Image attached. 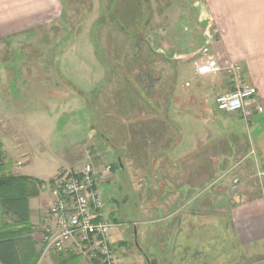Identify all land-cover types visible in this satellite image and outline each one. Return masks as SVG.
Masks as SVG:
<instances>
[{
  "label": "crops",
  "instance_id": "0c3cea01",
  "mask_svg": "<svg viewBox=\"0 0 264 264\" xmlns=\"http://www.w3.org/2000/svg\"><path fill=\"white\" fill-rule=\"evenodd\" d=\"M114 1L110 0L109 7ZM193 1L201 22H208V31L198 35L204 41L201 48L192 42V50L165 57L169 73L144 76L141 88L135 91L138 103L122 107V112L137 114L138 126L120 143L125 161L121 180L128 185L121 183L119 189L122 204L133 194V215L129 227L121 230L124 239L116 245L112 242L115 231L111 236L117 264H177V251L185 248L186 239L223 219L232 227L235 250L245 264H264V170L257 172L250 159L257 152L264 159V113L247 122L239 115L217 110L216 96L233 88L224 72L201 76L193 67L196 77L188 76L193 57L206 47L209 58L222 66H239L241 81L256 88L264 108V0ZM62 15V0H0V39L51 26ZM209 80L214 90L212 107L204 92ZM135 138L138 149L130 144ZM4 150L8 155L6 146ZM22 175L42 180L24 170ZM233 183L239 192H234L235 186L232 190ZM48 186L29 199L31 236L37 253L41 252L37 264H55L51 255L43 254L42 246L45 228L50 225L52 196ZM100 191L105 217L118 226L125 225L120 217L126 211L119 198L113 195L105 201ZM2 215L7 220L2 219L0 227L12 223V218ZM216 238L214 232L207 235L211 241ZM223 262L219 250L198 264ZM78 264L97 263L81 256Z\"/></svg>",
  "mask_w": 264,
  "mask_h": 264
},
{
  "label": "rangeland",
  "instance_id": "374dc122",
  "mask_svg": "<svg viewBox=\"0 0 264 264\" xmlns=\"http://www.w3.org/2000/svg\"><path fill=\"white\" fill-rule=\"evenodd\" d=\"M109 2L62 0L63 15L57 23L0 39V140L9 152L6 174L22 175L24 170L49 186L69 170L91 163L100 170L114 163L116 171L111 170L100 189L105 201L114 195L122 204L119 187L128 182L121 180L119 155L124 166L125 161L120 143L138 126L137 114L122 112V107L138 103L135 91L144 76L169 73L165 57L192 50V42L201 48L204 41L198 35L206 32L208 22H201L193 0H115L112 7ZM202 52L192 59L189 79L196 77L194 62ZM210 80L204 92L212 107ZM130 144L138 149L136 138ZM133 153L137 156L138 150ZM250 159L257 172L264 170L258 152ZM131 194L122 204L126 212L120 220L125 225L118 226L112 236L116 245L124 239L121 230L132 221ZM2 219L7 220L0 210ZM216 222L184 241L185 248L177 251V264H198L219 250L222 264H245L235 250L230 223ZM211 232L216 234L215 241L207 239ZM47 254L53 260L77 255L72 248L66 254Z\"/></svg>",
  "mask_w": 264,
  "mask_h": 264
},
{
  "label": "built area",
  "instance_id": "2783aa9c",
  "mask_svg": "<svg viewBox=\"0 0 264 264\" xmlns=\"http://www.w3.org/2000/svg\"><path fill=\"white\" fill-rule=\"evenodd\" d=\"M208 50L194 62L198 75L224 72L233 87L231 91L215 98L218 111L241 116L250 122L264 113L256 88L241 81L238 65L222 66L210 59ZM112 164L106 163L97 169L91 163L81 169L69 170L49 186L52 196L48 214L50 225L42 236L43 254H66L70 248L77 254L97 264H117L111 244L112 233L118 225L104 215V201L100 186Z\"/></svg>",
  "mask_w": 264,
  "mask_h": 264
},
{
  "label": "trees",
  "instance_id": "16d2710c",
  "mask_svg": "<svg viewBox=\"0 0 264 264\" xmlns=\"http://www.w3.org/2000/svg\"><path fill=\"white\" fill-rule=\"evenodd\" d=\"M92 129L97 131L94 125ZM6 160L7 153L0 140V210L13 220L0 227V262L37 264L41 252L37 253L36 243L31 236L29 199L39 194L45 182L29 176L6 174ZM80 260L79 255L58 256L54 259L55 264H78Z\"/></svg>",
  "mask_w": 264,
  "mask_h": 264
},
{
  "label": "water",
  "instance_id": "95a60500",
  "mask_svg": "<svg viewBox=\"0 0 264 264\" xmlns=\"http://www.w3.org/2000/svg\"><path fill=\"white\" fill-rule=\"evenodd\" d=\"M118 163H119V167L123 170L124 169V165L122 164L120 157H118ZM135 236L137 237V232H135ZM135 244L139 248V244H138L137 238H135Z\"/></svg>",
  "mask_w": 264,
  "mask_h": 264
}]
</instances>
